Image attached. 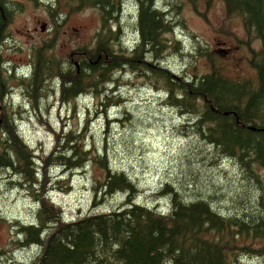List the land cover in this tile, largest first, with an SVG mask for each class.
<instances>
[{"label":"trees","instance_id":"16d2710c","mask_svg":"<svg viewBox=\"0 0 264 264\" xmlns=\"http://www.w3.org/2000/svg\"><path fill=\"white\" fill-rule=\"evenodd\" d=\"M125 1L56 0L68 15L86 8L98 12L101 25L95 47L77 49L79 54L73 60L49 57L50 50L43 44L33 47L36 65L28 77L16 78L21 92L9 95L8 75L2 77V72L9 74L10 70L1 57L10 35L14 7L8 0H0V174L13 176L15 180L9 181L14 186L26 187L36 205L32 220L27 224L15 222L22 245L35 246L27 263L242 264L248 257H264V188L258 186L260 183L264 187V182L249 168L252 161L264 164V0H221L228 16L240 18L246 32L262 40L261 49H250L256 83L226 77L221 70L222 57L202 46L196 52L209 62L208 73L200 74L194 68L193 75L179 74L161 64L168 48L177 49L178 41H169L166 36L175 26L169 10L174 9L177 15L181 0H133L136 39L127 42L132 47L130 52L126 49V53L118 55L111 43L121 33ZM53 6L51 3L46 7L52 16L56 11ZM123 68L145 77L150 87L165 95L164 103L182 119L176 129L183 139H196L210 151L187 152L179 147L182 170L174 179L166 178L158 193L167 199L164 213L158 205L137 201L139 186L125 171L110 168L106 144L97 155L94 137L90 151L83 146L90 133L83 140L77 130L66 129L61 134L57 128L49 155L42 152L36 161L35 152L24 143L11 112L16 93L30 110H39L41 95L47 94L51 84L53 89L63 91L64 101L86 92V88L94 90L95 95L104 98L93 111L105 114L120 102L107 94L115 95L107 89L114 81L111 72ZM87 127L88 120L84 131ZM222 160L231 161L236 169L234 183L230 180L218 189L208 180L203 183L192 177L193 170L202 176L210 170L211 176ZM89 165L100 170L90 183L92 204L100 208L103 200L118 201L103 209L92 205L94 209L82 218L66 221L61 210L42 195L43 179L51 170L68 176L83 170V176L88 178L85 167ZM64 185L66 180L55 177L54 187ZM247 187L252 190L246 193ZM220 203L227 209L218 207Z\"/></svg>","mask_w":264,"mask_h":264},{"label":"rangeland","instance_id":"374dc122","mask_svg":"<svg viewBox=\"0 0 264 264\" xmlns=\"http://www.w3.org/2000/svg\"><path fill=\"white\" fill-rule=\"evenodd\" d=\"M170 1L173 3L175 0H168ZM8 2L14 7L9 27L11 35L4 47V58L9 66L24 63L30 45L40 44L44 40L46 42L43 45L53 46L52 50L62 57L74 54L75 49H94L95 37L101 25L100 16L96 10L86 8L67 17L66 11L62 8L63 5L57 6L56 0H8ZM51 3L54 4L52 8L56 10L53 13L54 16L46 10L47 5ZM134 8L133 0H126L122 5L121 33L111 43L115 45L118 55L126 53V49L127 52L132 50L131 46H127L129 45L127 42L131 41V38H136L135 20L132 19L136 15ZM169 13L175 26L166 37L169 41H178V44L177 49L168 48L163 53L161 58L163 66L179 74L193 75L194 68L200 74L206 73L204 71H208L209 62L205 57H198L196 52L197 47L202 46V49L206 48L212 54L214 52L215 55L222 57L224 62L221 70L223 74L229 76L228 78L244 79L248 76L255 79L254 71L247 59L249 43L246 44V42L249 39L240 19L228 16L221 0L209 2L208 0H181L178 14L176 15L174 9H170ZM56 19L59 20L58 34L52 42L50 39L54 33L50 24H55ZM42 22L46 24L43 31L40 29ZM250 44L258 48L256 42H250ZM225 48H228L227 51ZM215 49L218 50L215 51ZM111 75L114 81L107 86V89H112L115 95L109 92L107 94L111 95L113 100H120V104L107 109L105 114L98 112L100 110H97V113L93 111L94 105H99L98 102L104 98L101 95L96 97L94 90L87 101L81 99L76 102L78 109L75 108L74 112L72 100L70 104L59 102L58 89L55 88L54 92H49V97L46 96L41 103H46L48 98L49 105H40L41 111H35V115L30 109V112L20 110V113L13 114L16 119H21L19 124L24 138L34 146V149H38L39 152L44 150L45 155H49L53 140L46 128L37 121L36 117L38 118L40 114L44 120V116L51 115L57 127L60 128L61 134L65 133L66 129H80L79 133H82L81 138L84 140L90 132L83 146L86 145L90 151L94 137L96 152H93L97 155L106 144L110 164L119 169H126L140 185L138 200L152 203L154 198L151 192L157 191L166 178L174 179L181 168L179 147H184L187 152L192 149L210 151L205 145L198 144L196 139L191 138L186 141L180 137L176 126L182 119L174 108L164 103V99L157 97L145 77L136 75L129 68L113 70ZM88 107L89 110L86 109ZM120 116L121 120L115 121ZM85 118L91 119L88 123V126L91 123L88 131L82 130ZM87 170L88 178L80 176L83 172L76 173L72 189L68 194L57 193V190L50 193L57 203L55 206L61 207L67 218L86 210L89 198L87 186L89 187V182L92 185L93 179L100 175L96 165L87 166ZM209 172L210 170L208 174ZM56 173L52 170L46 174L43 179L44 188L48 184H55ZM204 174L202 176L193 170L192 177L203 183L208 180L218 189L227 186L230 180L234 183L238 177L236 169L229 160L217 163L211 176ZM8 179L7 175L0 174V264H28L29 257L36 250L18 247L11 221H14V218L20 221L31 220L29 195L25 189L11 186ZM258 186L264 188L260 183ZM162 188L161 185L160 190ZM251 190V187H247L246 193ZM262 193L264 198V189ZM255 194L254 191L252 197ZM117 201L116 199L103 200L106 205L101 203L99 206L108 208ZM217 206L221 209L225 208V204L222 203ZM242 264H264V257H248L242 260Z\"/></svg>","mask_w":264,"mask_h":264},{"label":"bare ground","instance_id":"6f19581e","mask_svg":"<svg viewBox=\"0 0 264 264\" xmlns=\"http://www.w3.org/2000/svg\"><path fill=\"white\" fill-rule=\"evenodd\" d=\"M14 113V112H13ZM13 116H14V118H15V115L13 114ZM17 119L15 118V121H16Z\"/></svg>","mask_w":264,"mask_h":264},{"label":"water","instance_id":"95a60500","mask_svg":"<svg viewBox=\"0 0 264 264\" xmlns=\"http://www.w3.org/2000/svg\"><path fill=\"white\" fill-rule=\"evenodd\" d=\"M42 27H44V26L42 25Z\"/></svg>","mask_w":264,"mask_h":264}]
</instances>
